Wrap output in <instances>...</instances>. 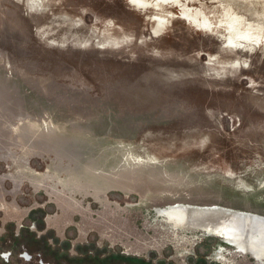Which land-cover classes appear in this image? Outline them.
Instances as JSON below:
<instances>
[{"label":"water","instance_id":"95a60500","mask_svg":"<svg viewBox=\"0 0 264 264\" xmlns=\"http://www.w3.org/2000/svg\"><path fill=\"white\" fill-rule=\"evenodd\" d=\"M0 180L264 254V0H0Z\"/></svg>","mask_w":264,"mask_h":264},{"label":"rangeland","instance_id":"374dc122","mask_svg":"<svg viewBox=\"0 0 264 264\" xmlns=\"http://www.w3.org/2000/svg\"><path fill=\"white\" fill-rule=\"evenodd\" d=\"M0 264H264V257L0 180Z\"/></svg>","mask_w":264,"mask_h":264},{"label":"bare ground","instance_id":"6f19581e","mask_svg":"<svg viewBox=\"0 0 264 264\" xmlns=\"http://www.w3.org/2000/svg\"><path fill=\"white\" fill-rule=\"evenodd\" d=\"M240 248V247H239ZM238 248V249H239ZM240 250H243V252H252L256 257L260 258V257H264V254L262 253H258V252H254V251H251V250H247V249H244V248H240Z\"/></svg>","mask_w":264,"mask_h":264}]
</instances>
